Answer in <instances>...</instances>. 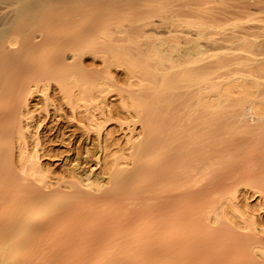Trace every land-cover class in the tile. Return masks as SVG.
<instances>
[{
    "label": "bare ground",
    "instance_id": "1",
    "mask_svg": "<svg viewBox=\"0 0 264 264\" xmlns=\"http://www.w3.org/2000/svg\"><path fill=\"white\" fill-rule=\"evenodd\" d=\"M203 1L0 0V181L34 187L0 213V256L57 245L61 264H229L237 241L240 264H264V0ZM221 14L239 26L221 31ZM64 107L96 135L97 173L57 174L34 130L33 109Z\"/></svg>",
    "mask_w": 264,
    "mask_h": 264
},
{
    "label": "rangeland",
    "instance_id": "2",
    "mask_svg": "<svg viewBox=\"0 0 264 264\" xmlns=\"http://www.w3.org/2000/svg\"><path fill=\"white\" fill-rule=\"evenodd\" d=\"M205 2H210V3H205ZM220 3V4H222L220 7V9H226L228 6H227V4H229L230 6H232V4L234 5V4H236V7H237V4H239V0H207V1H203V3H205L204 5L205 6H207L208 4L210 5L211 4V6H207V8L209 7H213L212 9L213 10H216L217 8L216 7H218L217 6V4H215V3ZM17 3H19V2H17ZM52 5H54V3L52 4ZM56 5V4H55ZM224 5V7H222ZM215 6V7H214ZM225 6H227V7H225ZM236 7H234V8H236ZM214 8H216V9H214ZM211 9V8H210ZM209 9V10H210ZM211 9V10H212ZM231 9V8H230ZM229 15V14H228ZM227 15V17H229ZM124 16V14H122L121 15V24H124L125 22V20L127 21L125 24H127L128 25V21H129V19H130V17H129V15L128 14H126V17L124 18L123 17ZM220 16H222V14L221 15H218V17H219V19H218V17H216L215 19L217 20H219V22H220V20L222 21L224 18H226V16H224V18L223 19H220V18H222V17H220ZM239 16V14L236 16V17H238ZM123 17V18H122ZM230 17H234V16H232L231 14H230ZM127 18H129V19H127ZM235 18V17H234ZM124 19V20H123ZM227 19V18H226ZM230 21H231V18H228ZM131 20V19H130ZM233 21L232 22H227V24H229V25H226V21H228V20H224L225 21V23H224V21H222V23L218 26L219 27V29L220 28H222L221 29V31L223 30V28H226V26L228 27V28H231V26H235V27H237V23L239 22V21H237L236 23L234 22L235 20H238V19H232ZM214 21V20H213ZM212 21V22H213ZM234 22V23H233ZM130 23V22H129ZM213 23H215V22H213ZM218 23V22H217ZM231 23V24H230ZM124 24V25H125ZM236 24V25H235ZM238 26H239V23H238ZM70 31V30H69ZM72 32L74 31H76V30H71ZM70 31V32H71ZM70 32H68V33H70ZM60 34V33H59ZM59 34H57V35H59ZM55 36V35H54ZM62 35L60 34V37H61ZM59 36H58V38H60ZM55 39H57V36H55L54 37ZM52 49V48H51ZM83 61H84V64H87V65H89V67L90 66H92L91 65V61H90V59H89V55H85L84 57H83ZM102 63H101V59H97L96 60V67L98 68V69H100L101 70V67H102V65H101ZM49 73H50V71H48V72H45V73H38V74H36L35 75V78H43V77H49ZM88 73V72H87ZM2 106H0V110L2 111ZM3 110H4V108H3ZM34 111L32 112V114H33V116H35V117H33V122H32V124H33V128H34V130H36V131H38L39 133H40V135H41V137H42V139L44 140V145L46 146V148H48V147H51L50 149H53L55 152H52V153H54L53 155H54V157L55 158H53L54 160H52L53 162V166H54V168H56L55 170L57 171L56 173L57 174H67L68 172L67 171H69L72 167L74 168V169H76V170H74L73 168V170L77 173V175L78 176H81V177H85L87 174L89 175L92 171L93 172H98V170H99V165L98 164H95L96 163V159H95V156H94V154L96 153V144H97V141L95 142V140L97 139H95V137H96V135L94 136L93 135V132H91V131H89V133H84V130H83V127H82V125H81V123H79L78 122V120L76 119V118H73L72 116V113H70L71 111H69L70 109L68 108V107H64V108H62V109H60V110H54V109H50V111L48 112V113H44L42 110L40 111V109H33ZM0 111V112H1ZM40 111V112H39ZM11 111H9V112H7V113H10ZM16 112V110L14 111V113ZM44 113V114H43ZM72 115V116H71ZM3 123L4 122H0V127H1V125L3 126ZM4 127V126H3ZM137 127V129L138 128H140L139 126H136ZM119 133H120V136H123V132L122 131H119ZM96 143V144H95ZM95 144V145H94ZM96 147V148H95ZM237 147V146H236ZM235 149V148H234ZM231 150V153L229 152ZM229 151H227V153H225V156L227 155V159L228 160H226L225 159V166L223 165V167H224V169H226V170H224V171H226L225 173H224V175H227V172L228 173H230V168L231 167H233L234 168V165L236 164V162L238 163L239 162V153L237 154L236 153V151L234 150V151H232L233 150V148L232 149H230ZM236 150H237V148H236ZM238 151V150H237ZM56 153V154H55ZM228 153H230V154H228ZM231 156V158H229L230 156ZM233 155V156H232ZM258 159H260V158H258ZM256 160V163H257V161H258V164H259V166L261 165V167H260V169H258L259 168V166H256L257 168H253V169H255L254 171H256V169H258V170H262V173H263V170H264V167H262V166H264L263 164H264V160L262 161V159H260V161L262 162V164H260V162H259V160ZM55 161V162H54ZM250 162H253L252 164L253 165H255V162L254 161H250ZM232 163H234V165L232 164ZM250 164V163H249ZM98 165V166H97ZM231 165H233V166H231ZM257 165V164H256ZM251 166V165H250ZM230 167V168H229ZM236 167H238L239 168V166L238 165H235V168ZM252 167V166H251ZM228 168H229V170H228ZM237 168V170L236 169H234L236 172L237 171H239V169ZM262 168V169H261ZM71 169V170H72ZM93 169V170H92ZM231 170H232V168H231ZM91 171V172H90ZM235 171H232V173H235V174H233L232 175V173L231 174H229V175H227V176H230L231 175V177H226V178H228V182H227V180H226V184H230V186L232 185V183L234 182V181H237L238 182V176H239V172H235ZM253 170H251L250 172L253 174V175H255L254 173L255 172H252ZM212 172V171H211ZM250 172L249 171H247V173L246 174H250ZM95 173V174H96ZM213 173L214 172H212V176H210V177H214L215 176V174L213 175ZM16 174H18V173H16ZM149 174H153V173H151V172H149ZM252 174H250V175H252ZM264 174V173H263ZM235 175H238L237 177L235 176ZM259 176H261L260 175V173L258 174ZM258 175H256V176H258ZM68 177L70 176V173L67 175ZM147 176V175H146ZM244 177H246L245 176V174L243 175ZM15 177V179L18 177V175H17V177H16V175H14L13 176V178ZM148 177H150V176H147L146 177V179H148ZM216 177V176H215ZM214 177V178H215ZM233 177V178H232ZM248 177V176H247ZM246 177V178H247ZM6 178V177H5ZM4 178V179H5ZM144 179H145V177H143ZM213 178V179H214ZM217 178V177H216ZM231 178V179H230ZM2 180V181H0V213H4L5 212V210H8V209H10V208H15V205L17 206V204H18V202L17 201H19V203L22 201V200H20V197L21 196H26L29 192L28 191H31L32 192V190H33V185L31 184H26V182H24V181H21L20 180V178H17V181H14L13 182V180H15V179H13L12 180V182H9V180ZM19 179V180H18ZM145 179V180H146ZM212 179V180H213ZM233 179V180H232ZM234 179H238V180H234ZM11 181V180H10ZM18 181H19V183H18ZM232 181V182H231ZM16 182V183H15ZM236 182V183H237ZM260 182V181H259ZM18 183V184H17ZM21 184V185H20ZM20 186V188H19V186ZM234 185H235V182H234ZM30 186L32 187V189L30 188ZM229 187V186H228ZM235 187V186H234ZM230 188V187H229ZM233 188V187H232ZM14 189V190H13ZM17 189H18V191H17ZM29 189V190H28ZM231 190H233V189H230V191ZM12 191H16L15 193H13ZM25 191V192H24ZM27 192V193H26ZM8 193V194H7ZM6 194H7V198L9 199L8 200V202L6 201L5 203H3L2 202V199L4 200V197H6ZM9 194H10V197H8L9 196ZM11 194H13L12 196H11ZM15 194V195H14ZM23 194H26V195H23ZM30 194V193H29ZM21 195V196H20ZM4 196V197H3ZM61 196H63V194H61ZM1 197H3V198H1ZM19 197V199L17 200L16 198H18ZM65 197H67V196H65ZM64 196H63V198H59V200L60 201H70L71 199H69V200H66V198H65ZM10 198L12 199V201H10ZM24 197H21V199H23ZM16 201H15V200ZM64 199V200H63ZM68 199V198H67ZM13 201H14V203H13ZM60 201H58V203H60ZM17 202V203H16ZM4 205H3V204ZM7 203V204H6ZM61 203H63V202H61ZM65 203V202H64ZM2 204V205H1ZM6 204V205H5ZM12 204H15V205H13L12 206ZM0 216H1V214H0ZM201 219V218H200ZM199 221V220H198ZM201 221H202V219H201ZM65 224H68V223H64V227H65V229H66V232H67V229H69V228H66V227H68V226H65ZM200 224H203V222H198V225H200ZM69 225V224H68ZM62 226V232L64 233L65 231L63 230V227ZM204 226V225H203ZM199 227H201V226H198V231L199 232H204L205 230H206V226H204L203 228H200L199 229ZM168 229H169V227H168ZM208 229V228H207ZM65 232V233H66ZM232 236V235H231ZM227 237H229V240L231 239V240H233V241H236V240H234L236 237H234L233 238V236L230 238V236L229 235H227ZM226 237V238H227ZM225 238V239H226ZM229 240H227L226 239V241H228L227 242V244H225L226 243V241H224V242H222V243H220V245L218 244V246H216L217 247V249L218 250H224V249H227V247H228V245L230 244V242H229ZM236 243H237V245L239 244L240 245V247H239V245H238V249H237V251L235 252V254H234V256H235V258H233L234 260H231L232 262H230L229 264H240L241 263V261H242V258H243V256L247 253V250L244 248V247H242L243 245H242V243L241 242H237L236 241ZM242 245V246H241ZM52 247L50 248V246H49V248H50V250H49V248L47 247V249L49 250H47V249H45L44 247L45 246H39V245H35L34 247H30V248H28V247H21V248H19L18 250H16V251H13V252H10V253H2V255L0 256V263H2V264H11L12 263V261H16V260H19V259H24V258H26L30 253H36L37 252V250L40 252V250L42 249L43 251H41L42 252V255H43V252L45 253V250H46V255L45 256H47V257H45V258H43L42 257V255H40V258L39 259H41L40 261H39V259L37 260V261H39L38 263L39 264H54L53 262H55V264H56V262L57 263H59V262H61L60 260H58V261H53L52 262V260H54V258L56 257V258H58L56 255H58V256H61L62 255V252L60 251V250H63L62 248H61V246H58L59 248H57L55 245H51ZM42 247V248H41ZM215 247V248H216ZM39 248H41V249H39ZM44 248V249H43ZM53 248L55 249V248H57V250H56V252H59V253H57V254H55L56 252H54L55 250H53ZM1 251V250H0ZM33 251V252H32ZM50 251L52 252V253H50ZM120 251H122V250H120ZM120 251H118V252H120ZM124 251V250H123ZM123 251L121 252V253H123ZM1 252H3V251H1ZM48 252V253H47ZM38 253V252H37ZM51 255H53V254H55L54 256H49L50 254ZM106 252H102V253H100V256H101V254H102V256L100 257V256H98L97 255V257L98 258H100L101 260H102V263L105 261L106 262V264H108L109 262H113L114 264H115V261H117V260H105L106 259V257L105 256H108L109 254H108V252L105 254ZM128 252H126V254H127ZM105 254V255H104ZM81 256V255H80ZM80 256H78V257H80ZM103 256L105 257V258H103ZM48 257H51V258H48ZM54 257V258H53ZM76 257H77V255H76ZM43 258V259H42ZM46 259H47V261H46ZM50 259V260H49ZM100 260V261H101ZM96 262V260H94V259H92V262ZM98 261H99V259H98ZM43 262V263H42ZM45 262H47V263H45ZM52 262V263H51ZM86 262H88V263H86ZM91 262V260H86L85 261V263L84 264H95V263H90ZM105 262H104V264H105ZM66 262H63V264H65ZM100 264H101V262H99ZM99 263H97V264H99ZM111 263H109V264H111ZM112 263V264H113ZM130 263H132V262H130ZM37 264V263H36ZM59 264H61V263H59ZM117 264H119V263H117Z\"/></svg>",
    "mask_w": 264,
    "mask_h": 264
}]
</instances>
